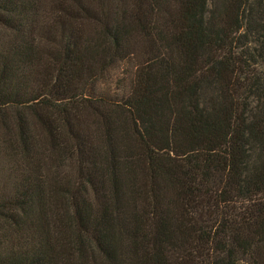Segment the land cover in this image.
<instances>
[{"label":"trees","instance_id":"trees-1","mask_svg":"<svg viewBox=\"0 0 264 264\" xmlns=\"http://www.w3.org/2000/svg\"><path fill=\"white\" fill-rule=\"evenodd\" d=\"M0 264H264V0H0Z\"/></svg>","mask_w":264,"mask_h":264},{"label":"rangeland","instance_id":"rangeland-1","mask_svg":"<svg viewBox=\"0 0 264 264\" xmlns=\"http://www.w3.org/2000/svg\"><path fill=\"white\" fill-rule=\"evenodd\" d=\"M132 69L133 62L128 59L114 64L103 79L104 92L119 100L129 88Z\"/></svg>","mask_w":264,"mask_h":264}]
</instances>
